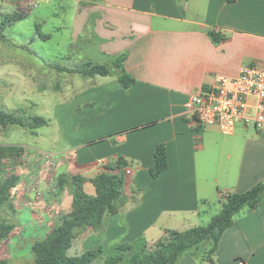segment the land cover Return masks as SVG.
I'll use <instances>...</instances> for the list:
<instances>
[{"label": "crops", "instance_id": "obj_1", "mask_svg": "<svg viewBox=\"0 0 264 264\" xmlns=\"http://www.w3.org/2000/svg\"><path fill=\"white\" fill-rule=\"evenodd\" d=\"M76 20L78 33L98 38L100 53L110 58L102 63L126 54L122 64L137 81L125 88L119 70L102 81L89 77L97 80L87 91L77 87L74 98L85 95L83 105L100 107L83 118L84 137L51 152L59 154L52 158L61 171L88 180L119 155L129 161L126 203L105 217L100 230L80 229L75 239L83 251L71 254L74 240L70 255L103 245L107 256L119 243L154 242L167 230L206 225L222 209V196L264 180V129L239 121L225 134L217 124L197 126L186 113L192 92L264 61V0H93ZM212 32L222 38L216 41ZM159 144L166 146L169 164L153 178L149 168ZM85 188L95 193L91 181ZM52 197V216L71 211L72 195L68 205ZM200 257L186 254L178 264H199ZM240 259L264 264V199L235 215L214 254L215 264Z\"/></svg>", "mask_w": 264, "mask_h": 264}, {"label": "rangeland", "instance_id": "obj_2", "mask_svg": "<svg viewBox=\"0 0 264 264\" xmlns=\"http://www.w3.org/2000/svg\"><path fill=\"white\" fill-rule=\"evenodd\" d=\"M91 1L0 0V21L8 14L25 16L7 27L4 38L0 39V108L21 116L41 115L49 121L48 125L32 131L15 125L0 126V144L25 147L22 156L5 161L0 169V180L11 173L20 177L11 201L0 209V218L15 226L12 235L0 241V258L7 260V264H35L33 245L66 212L52 216L55 212L52 195L65 205L70 203V189L58 190V176L64 171L52 156L59 154L51 152L85 136L88 121L83 118H92V111L100 107V102L83 105L81 102L87 96L74 98L80 90H89L97 79L78 72L59 71L53 65L81 68L91 59L100 64L110 59L100 53L98 38L77 32V15ZM39 26L50 34L49 39L40 37ZM111 67L115 75L117 68ZM98 78L103 80L102 76ZM79 86L81 89L77 91ZM145 241L153 245L158 240ZM81 251L75 239L71 254ZM109 253L106 256L103 252L92 264H104L105 258L112 254L111 248ZM130 257L127 254L117 264H131ZM201 257L207 259L204 251Z\"/></svg>", "mask_w": 264, "mask_h": 264}, {"label": "trees", "instance_id": "obj_3", "mask_svg": "<svg viewBox=\"0 0 264 264\" xmlns=\"http://www.w3.org/2000/svg\"><path fill=\"white\" fill-rule=\"evenodd\" d=\"M232 3L236 0H227ZM24 15L8 14L0 21V39L4 38V30L14 22L24 19ZM38 34L44 40L50 34L44 33L40 26ZM213 38L218 41L222 38L212 32ZM126 54H121L111 64L87 62L81 68H67L55 66L59 71L78 72L85 77L111 75L114 66L119 70V81L125 88H130L136 83V78L128 73L123 61ZM92 105V104H91ZM49 121L41 116H21L14 112L0 108V126H21L28 130H36L48 125ZM25 147L19 144H0V169L5 161L19 158L23 155ZM102 163H105L104 161ZM168 152L164 144H159L155 150V162L149 168L153 178H158L168 168ZM129 161L122 155L116 157L114 165L105 163L101 171L94 177L86 178L81 173L62 172L58 176V190L70 189L72 195L71 211L65 213L60 222L51 228L48 233L33 245L35 264H92L104 252V246L86 250L81 255H70L69 249L77 236V232L86 227L100 230L104 225L107 215L118 213L126 203L124 187L126 184L125 170ZM19 175L9 174L0 180V209L5 207L12 197L13 190L19 183ZM91 181L95 193L90 194L85 188L86 182ZM264 199V180L251 189L241 193H230L221 197L222 209L206 225H199L185 231L167 230L166 234L153 245H148L145 239H140L138 244L119 243L111 250L104 264H117L130 254L131 264H178L186 254L200 257L199 264H215L214 254L218 249L224 232L233 224L235 215L246 206H256ZM14 224L0 218V241L9 238L14 231ZM0 264H7V260L0 258Z\"/></svg>", "mask_w": 264, "mask_h": 264}, {"label": "built area", "instance_id": "obj_4", "mask_svg": "<svg viewBox=\"0 0 264 264\" xmlns=\"http://www.w3.org/2000/svg\"><path fill=\"white\" fill-rule=\"evenodd\" d=\"M186 113L197 126L217 124L225 134L233 133L239 121L264 129V61L243 66L235 77L220 75L216 84L192 92ZM237 264L246 263L240 259Z\"/></svg>", "mask_w": 264, "mask_h": 264}]
</instances>
